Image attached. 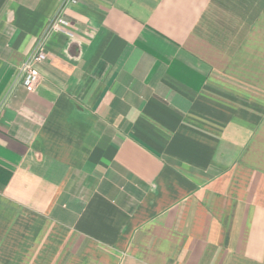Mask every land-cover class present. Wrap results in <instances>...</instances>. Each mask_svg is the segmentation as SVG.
I'll return each mask as SVG.
<instances>
[{
  "label": "crops",
  "instance_id": "0c3cea01",
  "mask_svg": "<svg viewBox=\"0 0 264 264\" xmlns=\"http://www.w3.org/2000/svg\"><path fill=\"white\" fill-rule=\"evenodd\" d=\"M0 0V264H264V0Z\"/></svg>",
  "mask_w": 264,
  "mask_h": 264
},
{
  "label": "built area",
  "instance_id": "2783aa9c",
  "mask_svg": "<svg viewBox=\"0 0 264 264\" xmlns=\"http://www.w3.org/2000/svg\"><path fill=\"white\" fill-rule=\"evenodd\" d=\"M77 0H63L56 14L49 20L41 36L35 45L33 53L28 56L21 66L23 84L29 92H33L41 79V73L38 65L46 60L47 50L46 41L54 32H66L69 36L73 33L67 30L70 25L68 18L65 16L66 8Z\"/></svg>",
  "mask_w": 264,
  "mask_h": 264
}]
</instances>
